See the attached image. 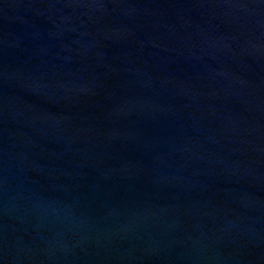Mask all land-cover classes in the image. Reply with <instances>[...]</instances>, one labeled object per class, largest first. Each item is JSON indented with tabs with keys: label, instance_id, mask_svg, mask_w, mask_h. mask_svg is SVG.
<instances>
[{
	"label": "water",
	"instance_id": "95a60500",
	"mask_svg": "<svg viewBox=\"0 0 264 264\" xmlns=\"http://www.w3.org/2000/svg\"><path fill=\"white\" fill-rule=\"evenodd\" d=\"M0 264H264V0H0Z\"/></svg>",
	"mask_w": 264,
	"mask_h": 264
}]
</instances>
